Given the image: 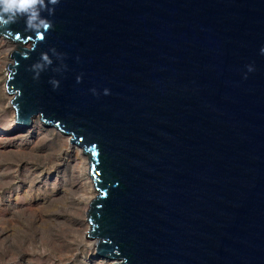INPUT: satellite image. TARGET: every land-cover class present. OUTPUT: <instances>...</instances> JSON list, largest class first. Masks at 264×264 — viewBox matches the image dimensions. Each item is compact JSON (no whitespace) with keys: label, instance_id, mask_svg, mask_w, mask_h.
<instances>
[{"label":"water","instance_id":"water-1","mask_svg":"<svg viewBox=\"0 0 264 264\" xmlns=\"http://www.w3.org/2000/svg\"><path fill=\"white\" fill-rule=\"evenodd\" d=\"M49 18L0 29L31 44L6 89L19 125L37 118L87 156L96 256L264 264V0H61ZM53 47L68 68L53 56L34 80Z\"/></svg>","mask_w":264,"mask_h":264},{"label":"rangeland","instance_id":"rangeland-1","mask_svg":"<svg viewBox=\"0 0 264 264\" xmlns=\"http://www.w3.org/2000/svg\"><path fill=\"white\" fill-rule=\"evenodd\" d=\"M8 72L0 67V264H110L87 235V156L37 118L14 121Z\"/></svg>","mask_w":264,"mask_h":264},{"label":"clouds","instance_id":"clouds-1","mask_svg":"<svg viewBox=\"0 0 264 264\" xmlns=\"http://www.w3.org/2000/svg\"><path fill=\"white\" fill-rule=\"evenodd\" d=\"M60 3L61 0H0V29L10 31L11 25L18 23L21 19L27 31L40 33L53 29L54 24L49 17L55 15L56 8ZM261 52L264 53V48L261 49ZM53 56L60 61V66L54 71L61 72L68 68V65L64 63L66 53H61L54 47L50 48L46 52H41L39 59L29 66L28 70L33 73L34 80H39L41 74L53 64ZM254 71L255 66L249 64L244 78L247 79L248 73ZM82 78V75L77 76V83L81 82ZM50 83L54 89L59 88V80L53 78ZM91 91L96 95L100 94L95 88ZM104 94H110V90L105 88Z\"/></svg>","mask_w":264,"mask_h":264},{"label":"bare ground","instance_id":"bare-ground-1","mask_svg":"<svg viewBox=\"0 0 264 264\" xmlns=\"http://www.w3.org/2000/svg\"><path fill=\"white\" fill-rule=\"evenodd\" d=\"M0 34H3V33H0ZM18 44H21L22 46H25V45H30L29 47H27V46H25V47H27V48H30L31 47V44L30 43H20V42H17V41H14V39H11L10 37H8V36H4V34L3 35H0V67H2V68H4V67H6V66H8L10 63H12L11 62V60L13 61V63L12 64H14V57L13 58H10V55H11V53H12V51L13 50H18ZM11 64V65H12ZM9 69V68H8ZM8 74H9V72H8ZM8 77V76H7ZM5 89H6V83H5ZM6 92L8 93V91H7V89H6ZM15 121V120H14ZM50 127H52V128H55L54 126H50ZM55 129H57V128H55ZM58 130V129H57ZM59 131V130H58ZM62 133V132H61ZM63 134V133H62ZM68 140L70 141V143H71V140H70V136L68 137ZM72 144V143H71ZM73 145V144H72ZM74 146V145H73ZM83 152V151H82ZM82 152H80V154L82 153ZM82 156H84V153H82L81 154ZM86 160V159H85ZM88 160V159H87ZM86 164V163H85ZM87 164H88V161H87ZM86 166V165H85ZM88 166V165H87ZM84 168V167H83ZM87 169H88V167H87ZM82 170V169H81ZM86 171V170H85ZM92 188H93V190L91 191L92 192V194L93 193H96L95 192V190H94V186H93V184H92ZM90 191V190H89ZM91 194V195H92ZM89 201H91L92 200V197L90 196V197H88L87 198ZM88 202V201H87ZM89 231V230H88ZM87 234H89V233H87ZM92 239V238H91ZM94 241V243L93 244H95V241L97 242V240H93ZM95 247V246H94ZM102 259V258H101ZM103 261H105V262H109L110 261V264H114V262L113 261H111V260H107V259H102Z\"/></svg>","mask_w":264,"mask_h":264}]
</instances>
